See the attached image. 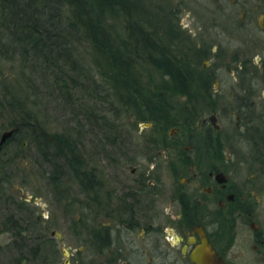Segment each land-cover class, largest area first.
Instances as JSON below:
<instances>
[{"label":"flooded vegetation","instance_id":"obj_1","mask_svg":"<svg viewBox=\"0 0 264 264\" xmlns=\"http://www.w3.org/2000/svg\"><path fill=\"white\" fill-rule=\"evenodd\" d=\"M215 1L220 14L240 3V45L230 53L222 42L197 46L206 55L195 72L198 88L181 108L191 114L169 128H117L112 155L101 151L106 162L93 167L86 159L93 179L72 181L79 190L65 187L68 196L56 200L64 230L72 228L87 248L59 249L65 238L53 229L49 253L20 255V264H196L193 254L203 249L216 264H264V0ZM230 13L223 15L234 19ZM141 123L151 125L138 132L139 143ZM77 208L84 216L74 221Z\"/></svg>","mask_w":264,"mask_h":264},{"label":"trees","instance_id":"obj_2","mask_svg":"<svg viewBox=\"0 0 264 264\" xmlns=\"http://www.w3.org/2000/svg\"><path fill=\"white\" fill-rule=\"evenodd\" d=\"M143 2L0 0V138L3 131L15 129L0 146V203L25 214L21 221L11 210L0 220V235L8 232L13 237L17 252L13 264H20V255L48 254L44 248L50 245L42 231L47 226L27 217L28 201L5 192L11 178L6 168L17 161L25 143L33 145L47 164V179L58 202L68 196L64 181L82 186L95 173L84 171L88 162L81 131L77 137L49 131L30 105L36 103L32 96L63 100L78 124L81 116L87 121L88 133L112 142L117 128L128 127L129 122L169 128L178 125L183 112L191 114V108L177 111L173 99L185 97L186 104L192 103L198 88L195 72L205 52L190 36L184 37L173 20L177 11L168 12L166 25L159 19L160 6L148 9ZM141 56L151 65L153 80L142 78ZM5 69L16 76L10 77ZM83 97L97 99L96 107H85L79 100ZM125 119L129 122L123 123ZM38 238L39 243L32 241Z\"/></svg>","mask_w":264,"mask_h":264},{"label":"rangeland","instance_id":"obj_3","mask_svg":"<svg viewBox=\"0 0 264 264\" xmlns=\"http://www.w3.org/2000/svg\"><path fill=\"white\" fill-rule=\"evenodd\" d=\"M143 1L145 2H143L144 5L148 9H153L160 6L158 9L161 10L162 13L159 19H163V23H165L166 25L167 21L170 18L167 15L168 12L170 10L177 11V13L173 17V20L177 23V25L180 26L181 30L185 32L186 35L184 37L190 36V38H192V42H194V44L197 46L199 45L201 47H204L209 44L214 45L216 42H222V49L227 53H230L233 50H236L240 45V41L238 40V38L241 37V33L239 31V28L236 27V22H238L239 20V17L237 15L240 11V3L234 6V10L232 11V13H230L229 8H231L230 3L232 1H225L226 4L230 5H226V11H223L222 14H220L218 9H216L217 4L215 0ZM228 13L232 14V17L234 15V19H231L228 16ZM223 14L228 15L226 16ZM214 20H217V23ZM214 24H216V26ZM182 45H184V43ZM221 57H223V55ZM226 59L228 60V56H226ZM252 59L253 61L255 60L256 63L260 62V60L257 58V54L252 55ZM219 60L220 59L216 57V60H213L215 61L214 65H220V63H222V60ZM204 64L211 65V61L205 62ZM138 70L144 81L147 82L153 80L151 76L154 74V72L152 71L151 65L146 63L145 56H141V58L139 59ZM5 72L9 74L10 77L14 78L16 76V74L14 73L15 71L13 72L10 69H5ZM219 74L225 77H232L231 74L228 73V71L224 72V69L220 70ZM227 89H229V86L225 85L221 93L226 94ZM40 91L37 92L40 93ZM32 99H34L36 103L32 102L30 103V105L34 107V110L36 111V113H38L40 119L44 121L45 126L49 131H59L67 134L72 133L75 135V137L78 136L76 132L81 131L80 138L85 144V146L83 145L82 151L84 152V156L91 166L97 167V165L105 163L106 160L104 159L112 155V141H106L102 134L99 135V133H88L89 125L87 124V121L81 116L78 118V124V122L73 119L69 104H64L63 100L61 101L60 99L56 98L41 101V96H32ZM79 100L82 101L85 107L87 105L93 108L96 107L94 101H96L97 99L92 100L87 97H83L79 98ZM186 102L187 100L184 97H174L173 107L178 111L179 109L188 105V103L186 104ZM98 106H100V104H98ZM108 116L110 118L113 117L112 113H109ZM125 122H129V119H125L123 123ZM128 125L130 126V122L129 124H127V126ZM141 126H143L142 123ZM138 132H141V134H144L145 132L146 134L147 129L145 126H143L140 131L136 132V136L138 137L136 139L140 141L139 143H141L143 140L139 139L140 133ZM103 147V150L105 151L104 155L106 157L103 155V153H101ZM6 169L11 178L7 185H5V188L7 190L5 192H8L9 195H13L20 201H27L26 197H31L30 201H28L27 203V208H29L27 209V213H33V217L35 216L36 220L37 217H39L38 222L41 221L44 225L47 226L42 229L43 233H45L47 236H51L50 233L53 229H57L58 231L63 233L65 241L58 242L60 245L59 249L67 247H72L75 250L80 249L81 247L87 248L86 242L78 240L76 235L72 232V228H66L64 230V223L66 221L64 217L65 212L64 210H60L56 207V199L53 197V190L47 179L48 166L41 160L33 145L26 142L25 147L21 150L17 161L15 163H12ZM126 173L129 174L130 171L128 170ZM70 175L71 174H69V176ZM64 183L65 184L63 188L66 187L67 189H71L72 187L74 192L79 190V186L76 182L66 180L64 181ZM11 210H15L16 212H18L14 208ZM11 210L4 208V205L0 203V220H3L6 215H9V212ZM19 215L20 212H18V216ZM82 217L83 216L81 215V210H78V208L77 210L75 209V211L71 214V218L76 221L81 220ZM12 242L13 237L10 233L4 232L0 235V251H3V253L6 254V260H4V262L8 264H13L17 256V252L15 251Z\"/></svg>","mask_w":264,"mask_h":264},{"label":"water","instance_id":"obj_4","mask_svg":"<svg viewBox=\"0 0 264 264\" xmlns=\"http://www.w3.org/2000/svg\"><path fill=\"white\" fill-rule=\"evenodd\" d=\"M143 126H149L151 125V123H142ZM15 132V129H9V130H5L2 132L1 134V138H0V146L3 145V143L6 142V140L8 138H10L13 133ZM31 197L30 196H27L26 197V200H30ZM54 235H57L59 237H62V234L60 232H52V236ZM205 249H203L200 253H197V254H200L199 256H196V254L194 253L193 254V260L196 262V264H216L215 263V258H212V256H210V254L206 251H204ZM64 253L67 254V250L64 249ZM68 260L66 261V264H68Z\"/></svg>","mask_w":264,"mask_h":264}]
</instances>
